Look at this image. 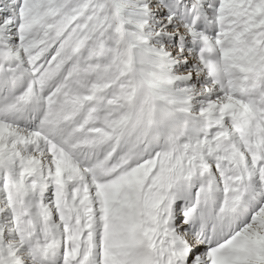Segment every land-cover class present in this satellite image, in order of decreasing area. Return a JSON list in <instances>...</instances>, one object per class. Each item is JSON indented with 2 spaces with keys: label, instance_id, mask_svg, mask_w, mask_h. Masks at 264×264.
<instances>
[{
  "label": "snow or ice",
  "instance_id": "snow-or-ice-1",
  "mask_svg": "<svg viewBox=\"0 0 264 264\" xmlns=\"http://www.w3.org/2000/svg\"><path fill=\"white\" fill-rule=\"evenodd\" d=\"M0 264H264V0H0Z\"/></svg>",
  "mask_w": 264,
  "mask_h": 264
}]
</instances>
